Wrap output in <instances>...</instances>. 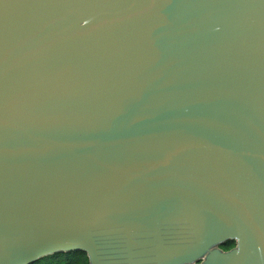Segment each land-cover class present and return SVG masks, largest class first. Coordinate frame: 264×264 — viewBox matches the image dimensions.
<instances>
[{
	"label": "water",
	"instance_id": "95a60500",
	"mask_svg": "<svg viewBox=\"0 0 264 264\" xmlns=\"http://www.w3.org/2000/svg\"><path fill=\"white\" fill-rule=\"evenodd\" d=\"M75 250L264 264V0H0V264Z\"/></svg>",
	"mask_w": 264,
	"mask_h": 264
},
{
	"label": "trees",
	"instance_id": "16d2710c",
	"mask_svg": "<svg viewBox=\"0 0 264 264\" xmlns=\"http://www.w3.org/2000/svg\"><path fill=\"white\" fill-rule=\"evenodd\" d=\"M234 240H227L219 245L223 250H228L234 246ZM31 264H89L87 256L82 251L56 252L43 256Z\"/></svg>",
	"mask_w": 264,
	"mask_h": 264
}]
</instances>
